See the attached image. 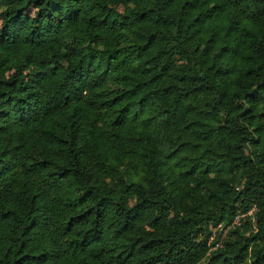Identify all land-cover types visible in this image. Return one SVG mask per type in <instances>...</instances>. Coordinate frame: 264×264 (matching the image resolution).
<instances>
[{
	"label": "trees",
	"instance_id": "obj_1",
	"mask_svg": "<svg viewBox=\"0 0 264 264\" xmlns=\"http://www.w3.org/2000/svg\"><path fill=\"white\" fill-rule=\"evenodd\" d=\"M0 264H264V0H0Z\"/></svg>",
	"mask_w": 264,
	"mask_h": 264
},
{
	"label": "built area",
	"instance_id": "obj_2",
	"mask_svg": "<svg viewBox=\"0 0 264 264\" xmlns=\"http://www.w3.org/2000/svg\"><path fill=\"white\" fill-rule=\"evenodd\" d=\"M251 211H248L247 213H238L237 215H235L234 219L232 220L231 222V225L230 226H238L241 224V218L245 215H250ZM209 228L211 229V235H210V238H209V242H211L219 232H221V235H220V238H219V241H217L215 243V245L212 247V248H215V247H220L222 246V240L223 238L225 237V234L228 230V226H224L222 224H218L216 226H213L212 224L209 225ZM220 230V231H219Z\"/></svg>",
	"mask_w": 264,
	"mask_h": 264
},
{
	"label": "rangeland",
	"instance_id": "obj_3",
	"mask_svg": "<svg viewBox=\"0 0 264 264\" xmlns=\"http://www.w3.org/2000/svg\"><path fill=\"white\" fill-rule=\"evenodd\" d=\"M119 10H122V8L119 7ZM252 147H253V146H252L251 144H249V145H247V146L245 147V149H246L247 151H249ZM245 217H246V215L243 216V217L241 218V222H242V219H244ZM219 231H220V230H219Z\"/></svg>",
	"mask_w": 264,
	"mask_h": 264
}]
</instances>
